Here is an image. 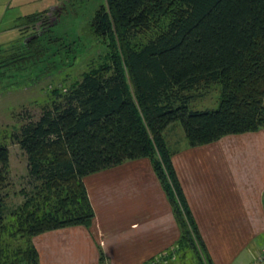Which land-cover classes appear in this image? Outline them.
<instances>
[{
	"label": "trees",
	"instance_id": "16d2710c",
	"mask_svg": "<svg viewBox=\"0 0 264 264\" xmlns=\"http://www.w3.org/2000/svg\"><path fill=\"white\" fill-rule=\"evenodd\" d=\"M45 14L20 18L23 32L27 24L39 32L0 45L1 76L50 60L60 48L71 51L46 33L56 22ZM88 31L102 49L95 63L52 88L36 117L22 114L7 135L34 182L8 222L1 194L8 149L0 142V264H38L33 235L87 227L93 211L82 177L139 157L148 158L179 228L173 247L143 264H182L187 251L191 264H211L176 179L170 156L177 148L166 130L179 124L185 144L196 146L264 129V0H98ZM49 60L43 73L56 68ZM212 84L216 106L191 107ZM11 239L21 243L11 248Z\"/></svg>",
	"mask_w": 264,
	"mask_h": 264
},
{
	"label": "crops",
	"instance_id": "0c3cea01",
	"mask_svg": "<svg viewBox=\"0 0 264 264\" xmlns=\"http://www.w3.org/2000/svg\"><path fill=\"white\" fill-rule=\"evenodd\" d=\"M170 160L210 263L249 259L264 233V129L183 142ZM82 182L93 211L89 225L33 235L38 264H143L173 247L178 224L147 157Z\"/></svg>",
	"mask_w": 264,
	"mask_h": 264
},
{
	"label": "rangeland",
	"instance_id": "374dc122",
	"mask_svg": "<svg viewBox=\"0 0 264 264\" xmlns=\"http://www.w3.org/2000/svg\"><path fill=\"white\" fill-rule=\"evenodd\" d=\"M97 2L98 0L95 2L91 0H70L69 2L67 0H0V45L17 44L16 42L21 41L23 34L29 36L37 32V24L25 25L26 29L23 32L20 28L23 21L20 18L45 10V16L49 21L56 22L49 27L46 33L60 37L57 41H63L71 48V51L63 52L66 48L59 49V46H51L52 49H59L50 57V60L47 59L55 62L54 70H45L43 73L42 69L46 64L42 65V63L47 61L43 60L31 68H26L29 66L26 64L22 72L15 73L8 70L7 76L6 74L0 75V142H3L8 149L6 183L1 191L4 200L3 215L6 222L11 219V210L23 200L22 192L31 191L34 184L27 177L26 161L22 151L7 135L17 128L22 114L36 117L42 105L48 101L52 88H63L73 80H77L81 72L95 63L97 55L102 53L101 47L96 46V42L90 39L88 31V23ZM63 6L65 8L58 10L60 13L54 17L52 14L54 8L60 9ZM0 71L4 69L0 68ZM198 93L197 99L190 103L191 107L202 109L216 106L217 84L200 89ZM179 128V124H173L166 130L168 143L176 146L173 148H178L183 145V142L185 143L184 139L182 140L181 128ZM19 241V239H11V248L20 244ZM263 246L264 233L253 242L254 250L251 253H256ZM185 258L186 262L183 263L191 264L188 251ZM251 259L252 256L249 253V259L247 254L246 258H236L230 264H246L245 261L249 262Z\"/></svg>",
	"mask_w": 264,
	"mask_h": 264
},
{
	"label": "built area",
	"instance_id": "2783aa9c",
	"mask_svg": "<svg viewBox=\"0 0 264 264\" xmlns=\"http://www.w3.org/2000/svg\"><path fill=\"white\" fill-rule=\"evenodd\" d=\"M252 259L247 264H264V247L260 251L254 252ZM159 257V256H158ZM157 257H154V259Z\"/></svg>",
	"mask_w": 264,
	"mask_h": 264
}]
</instances>
